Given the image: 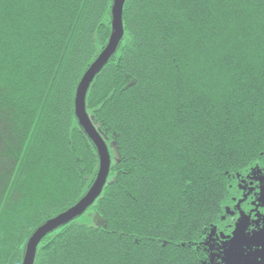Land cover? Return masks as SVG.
I'll return each mask as SVG.
<instances>
[{
  "label": "trees",
  "instance_id": "1",
  "mask_svg": "<svg viewBox=\"0 0 264 264\" xmlns=\"http://www.w3.org/2000/svg\"><path fill=\"white\" fill-rule=\"evenodd\" d=\"M114 0H0V264L75 206L99 169L75 115ZM87 112L119 160L93 209L35 264H210L236 183L264 168V0H126Z\"/></svg>",
  "mask_w": 264,
  "mask_h": 264
},
{
  "label": "water",
  "instance_id": "2",
  "mask_svg": "<svg viewBox=\"0 0 264 264\" xmlns=\"http://www.w3.org/2000/svg\"><path fill=\"white\" fill-rule=\"evenodd\" d=\"M125 3L126 0H114L112 7V31L108 44L83 76L78 85L75 97V115L78 123L90 141L93 143L98 153L99 169L97 176L89 191L75 206L48 220L33 233L26 245L22 264H35L38 248L42 241L56 230L84 215L88 209L94 205L107 185L112 167L111 154L107 143L97 131L87 112L86 99L89 89L96 76L115 56L118 48L120 47L124 35L123 11ZM236 230H244L241 226V223L238 224ZM233 242L234 240L232 243ZM243 253L244 252L242 251L241 255L244 256ZM225 258L226 262L230 264L228 261L229 257H227V252Z\"/></svg>",
  "mask_w": 264,
  "mask_h": 264
},
{
  "label": "flooded vegetation",
  "instance_id": "3",
  "mask_svg": "<svg viewBox=\"0 0 264 264\" xmlns=\"http://www.w3.org/2000/svg\"><path fill=\"white\" fill-rule=\"evenodd\" d=\"M245 178L239 181V191L236 197H232L231 205L226 207L222 223L211 231L208 244L210 264H228L226 252L232 246L239 223L247 230V236L243 239V254L247 253L253 261L255 252L264 248V168Z\"/></svg>",
  "mask_w": 264,
  "mask_h": 264
},
{
  "label": "rangeland",
  "instance_id": "4",
  "mask_svg": "<svg viewBox=\"0 0 264 264\" xmlns=\"http://www.w3.org/2000/svg\"><path fill=\"white\" fill-rule=\"evenodd\" d=\"M109 150L111 154L112 163H116L119 160V154L116 148V145L113 143L109 144ZM253 168L251 173H256L259 170H262L263 168ZM246 178H242L240 180H245ZM239 180V181H240ZM239 181L236 183V194L239 191ZM77 220V223L81 225H87L95 228H99L105 225V219L99 215L96 211L93 209L88 210L84 215L79 217ZM216 227V226H215ZM247 230H236L234 234V242H231V245L229 247V251L227 252L228 261L230 264H264V248L259 249L257 252H255V256L253 261L249 258V255L246 253L244 256L241 255L242 250V244L245 242L243 239L247 236L246 235ZM212 234V233H211ZM211 237V236H210ZM210 241V238H209ZM256 241H259L257 239ZM232 248V249H231Z\"/></svg>",
  "mask_w": 264,
  "mask_h": 264
}]
</instances>
